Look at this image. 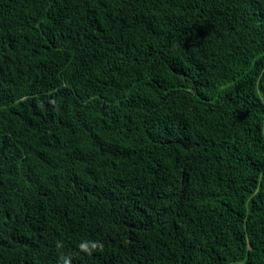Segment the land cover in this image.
I'll return each mask as SVG.
<instances>
[{
    "label": "trees",
    "instance_id": "trees-1",
    "mask_svg": "<svg viewBox=\"0 0 264 264\" xmlns=\"http://www.w3.org/2000/svg\"><path fill=\"white\" fill-rule=\"evenodd\" d=\"M57 242L264 264V0H0V264Z\"/></svg>",
    "mask_w": 264,
    "mask_h": 264
},
{
    "label": "clouds",
    "instance_id": "clouds-1",
    "mask_svg": "<svg viewBox=\"0 0 264 264\" xmlns=\"http://www.w3.org/2000/svg\"><path fill=\"white\" fill-rule=\"evenodd\" d=\"M104 243L100 240H82L78 244V249L80 253L87 256H92L96 252H102L104 250ZM56 248L58 250V261L57 264H73V257L71 253H64L63 242H57Z\"/></svg>",
    "mask_w": 264,
    "mask_h": 264
}]
</instances>
